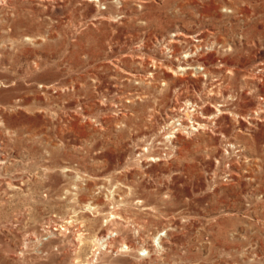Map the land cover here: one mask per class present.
<instances>
[{
	"label": "rangeland",
	"instance_id": "rangeland-1",
	"mask_svg": "<svg viewBox=\"0 0 264 264\" xmlns=\"http://www.w3.org/2000/svg\"><path fill=\"white\" fill-rule=\"evenodd\" d=\"M0 264H264V0H0Z\"/></svg>",
	"mask_w": 264,
	"mask_h": 264
},
{
	"label": "bare ground",
	"instance_id": "bare-ground-1",
	"mask_svg": "<svg viewBox=\"0 0 264 264\" xmlns=\"http://www.w3.org/2000/svg\"><path fill=\"white\" fill-rule=\"evenodd\" d=\"M177 71V70H176ZM188 112H190V110L188 111ZM190 116V115H189ZM193 117V116H192ZM197 124H199L198 122H197ZM100 240V239H99ZM103 240V239H102ZM104 242V241H103ZM98 244H100V243H98ZM102 244V243H101ZM124 246V245H123ZM125 247V246H124ZM99 248V247H98ZM101 248V247H100ZM100 250V249H99Z\"/></svg>",
	"mask_w": 264,
	"mask_h": 264
}]
</instances>
